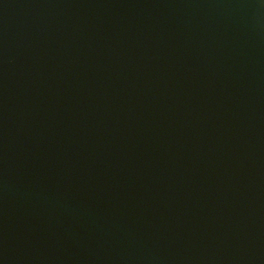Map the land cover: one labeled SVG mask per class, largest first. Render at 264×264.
Listing matches in <instances>:
<instances>
[{
  "label": "water",
  "instance_id": "obj_1",
  "mask_svg": "<svg viewBox=\"0 0 264 264\" xmlns=\"http://www.w3.org/2000/svg\"><path fill=\"white\" fill-rule=\"evenodd\" d=\"M0 264H264V0H0Z\"/></svg>",
  "mask_w": 264,
  "mask_h": 264
}]
</instances>
